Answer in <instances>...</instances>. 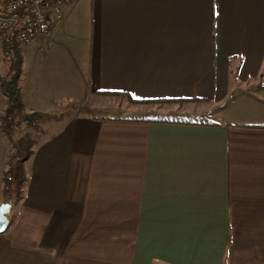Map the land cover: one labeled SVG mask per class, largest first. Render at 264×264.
<instances>
[{"label": "crops", "instance_id": "1", "mask_svg": "<svg viewBox=\"0 0 264 264\" xmlns=\"http://www.w3.org/2000/svg\"><path fill=\"white\" fill-rule=\"evenodd\" d=\"M60 5L21 47L23 113L48 117L0 131V206L35 140L0 264H264V0Z\"/></svg>", "mask_w": 264, "mask_h": 264}, {"label": "trees", "instance_id": "2", "mask_svg": "<svg viewBox=\"0 0 264 264\" xmlns=\"http://www.w3.org/2000/svg\"><path fill=\"white\" fill-rule=\"evenodd\" d=\"M19 32L20 27H15L7 31L2 40L6 73L4 75L0 74V88L8 100V106L1 120L0 131L9 137H12L23 124L32 128H38L39 124L48 117V115L40 112H33L27 115L23 113V97L19 86L23 62L22 50L17 42ZM129 100L133 104L141 103L131 98ZM34 145L35 140L27 134L15 142L13 146L14 151L10 159V167L3 176L5 203L10 204L11 207L16 205L23 196V187L27 181L24 164L32 156ZM8 196L14 199L8 201L7 199L10 198Z\"/></svg>", "mask_w": 264, "mask_h": 264}, {"label": "built area", "instance_id": "3", "mask_svg": "<svg viewBox=\"0 0 264 264\" xmlns=\"http://www.w3.org/2000/svg\"><path fill=\"white\" fill-rule=\"evenodd\" d=\"M62 0H0V45L5 33L20 27L18 44L28 46L47 37L62 18Z\"/></svg>", "mask_w": 264, "mask_h": 264}, {"label": "rangeland", "instance_id": "4", "mask_svg": "<svg viewBox=\"0 0 264 264\" xmlns=\"http://www.w3.org/2000/svg\"><path fill=\"white\" fill-rule=\"evenodd\" d=\"M2 44V43H1ZM1 46V45H0ZM19 47L21 48V47H23L22 45H20L19 44ZM4 65V63L3 62H1V60H0V71L3 69V66ZM108 101H110L111 103L112 102H115L116 101V104H119V103H122V104H125L126 105V103L125 102H123V101H126V100H122V99H119V98H115V99H109ZM128 104V103H127ZM166 105V107L167 108H169L168 110H174V108H175V106H171L170 104H163V105H161V106H165ZM8 106V100H7V98L3 95V93H2V91H1V88H0V126H1V120H2V117H3V112H4V110H5V108ZM169 106H171V107H169ZM184 109H186V108H184ZM139 112L142 114V115H146L147 113V115H151V114H153V115H157V116H159V114H161V113H158V107H139ZM182 110V109H181ZM149 111H153L152 113L151 112H149ZM190 111V110H189ZM149 113H151V114H149ZM163 116H165V118L167 117V118H171V119H179V120H187V121H196V120H198V118H196V117H193V116H191V114H189V113H186V115H184V116H180V115H178V112H175V113H172V112H168V113H166V115H163ZM176 117V118H175ZM15 188V187H14ZM12 194H13V191H12ZM8 197H10V196H8ZM12 199H14V198H12V197H10V198H8L7 200L8 201H12Z\"/></svg>", "mask_w": 264, "mask_h": 264}, {"label": "water", "instance_id": "5", "mask_svg": "<svg viewBox=\"0 0 264 264\" xmlns=\"http://www.w3.org/2000/svg\"><path fill=\"white\" fill-rule=\"evenodd\" d=\"M11 210L10 204H2L0 206V234L5 233L9 227V213Z\"/></svg>", "mask_w": 264, "mask_h": 264}]
</instances>
